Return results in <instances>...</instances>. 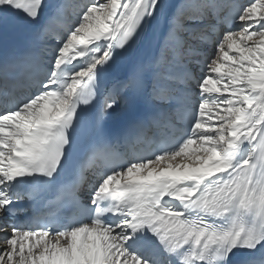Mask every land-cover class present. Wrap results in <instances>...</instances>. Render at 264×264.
<instances>
[{
  "label": "snow or ice",
  "instance_id": "6c2138e0",
  "mask_svg": "<svg viewBox=\"0 0 264 264\" xmlns=\"http://www.w3.org/2000/svg\"><path fill=\"white\" fill-rule=\"evenodd\" d=\"M9 26L35 31L0 50V264H264V0H0ZM120 100L152 108L105 133Z\"/></svg>",
  "mask_w": 264,
  "mask_h": 264
},
{
  "label": "bare ground",
  "instance_id": "6f19581e",
  "mask_svg": "<svg viewBox=\"0 0 264 264\" xmlns=\"http://www.w3.org/2000/svg\"><path fill=\"white\" fill-rule=\"evenodd\" d=\"M50 3H56L57 0H49ZM69 3L77 2V0H68ZM172 4L179 3V0H169ZM68 15H71V10L69 9ZM59 23L58 21H53L50 25V29L53 32H59ZM38 27V26H37ZM166 29L165 22L163 18L159 21V23L153 22L151 25L146 27L144 33L141 38L137 41L136 45H134L131 50L130 61L138 60L139 62H143L145 64L149 63L154 57L159 54V44L162 41L164 31ZM35 31V28H32V32ZM123 75V74H121ZM125 104L123 100L119 101V108L115 113L111 116L107 117V119L115 118L117 115L122 114L125 110Z\"/></svg>",
  "mask_w": 264,
  "mask_h": 264
}]
</instances>
